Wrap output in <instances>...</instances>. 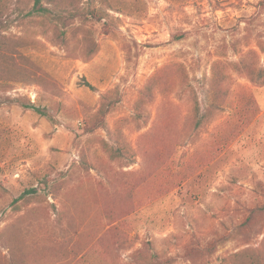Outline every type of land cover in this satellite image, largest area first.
Instances as JSON below:
<instances>
[{
    "label": "rangeland",
    "instance_id": "obj_1",
    "mask_svg": "<svg viewBox=\"0 0 264 264\" xmlns=\"http://www.w3.org/2000/svg\"><path fill=\"white\" fill-rule=\"evenodd\" d=\"M33 3L0 0V264H264V0Z\"/></svg>",
    "mask_w": 264,
    "mask_h": 264
},
{
    "label": "trees",
    "instance_id": "obj_2",
    "mask_svg": "<svg viewBox=\"0 0 264 264\" xmlns=\"http://www.w3.org/2000/svg\"><path fill=\"white\" fill-rule=\"evenodd\" d=\"M42 1H43V0H34L33 6H32V9H31V12H36V13H41V14L51 13V9L48 8V7H46V6H44V5L42 4ZM146 91H147V89H146V87H145V89L143 90L142 94H143V95H144V94L146 95ZM149 91H150V90H149ZM148 95H149V92H148ZM140 102H141V100L139 99V100L137 101V105H138V103H140ZM27 107H31V108H34L36 111H39L38 108H36L35 106H33V105H31V104H28ZM101 111H102V109L100 110V112H101ZM102 112H103V114L106 113L105 111H102ZM97 126H104V120H103V118H100V119L98 120L97 124L94 125V127H97ZM92 128H93V127H92ZM259 206H260V205H258V206L256 207V206L254 205V206L252 207V209H251V212H255L256 210H258V209L260 208ZM251 214H252V213H251ZM251 218H252V216H251V215H250V216L248 215L247 218H246V222H250ZM247 256H248V255H247L246 250H240V251L234 252V253H232V254L230 255L231 259H233V263H234V264H244V263L242 262V260H244Z\"/></svg>",
    "mask_w": 264,
    "mask_h": 264
}]
</instances>
